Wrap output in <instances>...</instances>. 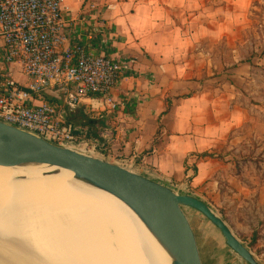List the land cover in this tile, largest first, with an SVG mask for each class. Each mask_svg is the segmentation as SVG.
Segmentation results:
<instances>
[{
  "label": "crops",
  "instance_id": "crops-1",
  "mask_svg": "<svg viewBox=\"0 0 264 264\" xmlns=\"http://www.w3.org/2000/svg\"><path fill=\"white\" fill-rule=\"evenodd\" d=\"M173 2L181 0H63L67 20L77 17L72 43L82 39L96 53L126 58L132 73L113 91L114 110L108 105L94 110L86 104L70 110L61 101L48 100L59 105L64 119L81 135L100 142L104 153L99 157L208 204L204 193L220 198L215 177L222 166L215 157L244 121L232 93L209 89L207 81L195 74L193 48L203 39L197 32L189 36L187 27L175 21ZM87 3L96 10L84 11ZM99 12L107 31L95 32L90 43L82 23ZM13 76L22 85L29 84L18 67ZM75 114L84 121H75ZM204 225L205 244H213L212 264H245L214 227ZM200 249L205 264L206 252Z\"/></svg>",
  "mask_w": 264,
  "mask_h": 264
},
{
  "label": "built area",
  "instance_id": "built-area-1",
  "mask_svg": "<svg viewBox=\"0 0 264 264\" xmlns=\"http://www.w3.org/2000/svg\"><path fill=\"white\" fill-rule=\"evenodd\" d=\"M95 10L94 4L84 7L86 12ZM67 16L63 0H0V121L54 144L102 155L100 142L81 135L48 98L70 110L82 104L114 110L113 91L131 76L132 63L96 53L82 39L72 43L77 17ZM83 21L90 43L95 32L106 34L100 12ZM14 67L28 79L27 86L16 81Z\"/></svg>",
  "mask_w": 264,
  "mask_h": 264
},
{
  "label": "rangeland",
  "instance_id": "rangeland-1",
  "mask_svg": "<svg viewBox=\"0 0 264 264\" xmlns=\"http://www.w3.org/2000/svg\"><path fill=\"white\" fill-rule=\"evenodd\" d=\"M174 12L175 21L187 27L186 34L194 37L197 32L203 39L193 48L195 74L209 89L232 93L244 121L221 153L211 154L222 166L215 177L220 198L204 197L264 264V0H181ZM74 117L84 121L79 114ZM193 215L205 264H212L213 244H205Z\"/></svg>",
  "mask_w": 264,
  "mask_h": 264
},
{
  "label": "bare ground",
  "instance_id": "bare-ground-1",
  "mask_svg": "<svg viewBox=\"0 0 264 264\" xmlns=\"http://www.w3.org/2000/svg\"><path fill=\"white\" fill-rule=\"evenodd\" d=\"M42 171L0 168V253L18 264H172L121 202L68 171ZM20 177L27 181L12 182Z\"/></svg>",
  "mask_w": 264,
  "mask_h": 264
},
{
  "label": "water",
  "instance_id": "water-1",
  "mask_svg": "<svg viewBox=\"0 0 264 264\" xmlns=\"http://www.w3.org/2000/svg\"><path fill=\"white\" fill-rule=\"evenodd\" d=\"M0 168L42 169L43 178L64 171L72 173L75 182L110 195L130 209L152 230L172 264H204L192 214L196 216L195 222L200 229L202 223L214 227L226 246L245 264H261L227 222L204 201L180 194L121 164L54 144L2 121ZM21 181H27V178L12 180L15 183ZM198 220L202 222L198 223ZM0 260L7 264H18L3 253H0Z\"/></svg>",
  "mask_w": 264,
  "mask_h": 264
},
{
  "label": "trees",
  "instance_id": "trees-1",
  "mask_svg": "<svg viewBox=\"0 0 264 264\" xmlns=\"http://www.w3.org/2000/svg\"><path fill=\"white\" fill-rule=\"evenodd\" d=\"M88 138V137H87Z\"/></svg>",
  "mask_w": 264,
  "mask_h": 264
}]
</instances>
